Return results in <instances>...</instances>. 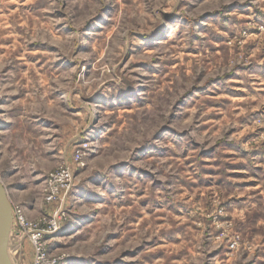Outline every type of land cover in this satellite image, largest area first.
<instances>
[{"label":"rangeland","instance_id":"obj_1","mask_svg":"<svg viewBox=\"0 0 264 264\" xmlns=\"http://www.w3.org/2000/svg\"><path fill=\"white\" fill-rule=\"evenodd\" d=\"M0 180L57 264H264V0H0Z\"/></svg>","mask_w":264,"mask_h":264},{"label":"built area","instance_id":"obj_2","mask_svg":"<svg viewBox=\"0 0 264 264\" xmlns=\"http://www.w3.org/2000/svg\"><path fill=\"white\" fill-rule=\"evenodd\" d=\"M55 182L69 179V171L61 169L55 176ZM13 222H17L19 229L16 232L18 235H24L29 238L32 243L34 256L32 264H57L56 258L51 257L47 249L45 235L53 232L59 225V217L54 216L47 223V226H40L27 219L21 207H12ZM12 222V223H13ZM12 230V228H11Z\"/></svg>","mask_w":264,"mask_h":264},{"label":"water","instance_id":"obj_3","mask_svg":"<svg viewBox=\"0 0 264 264\" xmlns=\"http://www.w3.org/2000/svg\"><path fill=\"white\" fill-rule=\"evenodd\" d=\"M12 222V205L0 180V264H16L9 251Z\"/></svg>","mask_w":264,"mask_h":264},{"label":"bare ground","instance_id":"obj_4","mask_svg":"<svg viewBox=\"0 0 264 264\" xmlns=\"http://www.w3.org/2000/svg\"><path fill=\"white\" fill-rule=\"evenodd\" d=\"M10 248V247H9ZM10 251V250H9ZM10 254H11V252H10Z\"/></svg>","mask_w":264,"mask_h":264},{"label":"crops","instance_id":"obj_5","mask_svg":"<svg viewBox=\"0 0 264 264\" xmlns=\"http://www.w3.org/2000/svg\"><path fill=\"white\" fill-rule=\"evenodd\" d=\"M11 232H12V230H11ZM12 236V235H11ZM11 240V239H10Z\"/></svg>","mask_w":264,"mask_h":264}]
</instances>
